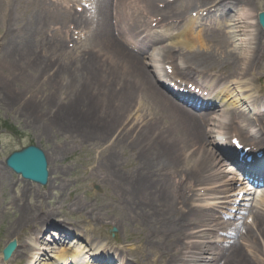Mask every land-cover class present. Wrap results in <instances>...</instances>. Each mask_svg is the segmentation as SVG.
Here are the masks:
<instances>
[{"label": "bare ground", "instance_id": "obj_1", "mask_svg": "<svg viewBox=\"0 0 264 264\" xmlns=\"http://www.w3.org/2000/svg\"><path fill=\"white\" fill-rule=\"evenodd\" d=\"M16 1L31 5L33 12L26 22L25 33L29 38L41 39L39 43L31 42L34 44L32 49H26L25 44L15 49L11 43L5 46L0 55V77L6 83L9 80L12 83L16 77V80L21 78L29 83H40L45 73L47 77L42 80V86L52 93L47 100L52 103L54 92L64 85L63 76L67 73L78 76L79 80L75 79L68 86L72 89L78 86L76 92L80 94L72 96L71 92L68 93L67 108L69 113L77 114L75 124L78 122L82 126L76 124V133L85 138L83 141L101 140L102 145L106 144L101 151H106V158L100 169L104 168L103 181L115 202L109 206L119 210L118 221H129L142 231L137 238L138 250L144 252L145 245L146 250L154 252V264H250L253 257L264 264V192L254 196L246 187L237 186L222 164L223 158L232 159L227 154L229 151L218 147L226 144L229 133L236 132L239 137L246 135L240 140L249 148L246 155L264 151V115H261L264 102L258 97L253 98L252 94L245 95L253 91L248 89L245 78L264 69V32L257 28L258 12L252 9L255 0H229L237 11L236 20L231 21L228 14L220 15L223 18L218 23L211 20L209 24L202 23L200 14L192 17V12L177 9L184 3L187 9H191L197 0H94L95 11L91 15L95 17L89 22L95 24L94 27L85 18L70 14L61 2L51 1L53 8L50 9L44 0ZM224 1L204 0L200 8L212 9L208 12L212 19L219 14L218 8ZM63 10L67 13L62 14ZM128 12L139 19L127 22L124 16ZM107 17L115 22L111 24ZM129 21L133 23L131 30ZM149 21L155 22L156 28H165L170 36L151 38L153 29ZM6 22L10 29V12ZM231 22L235 25L234 33L227 30ZM56 27L64 31L74 30L73 39L80 42L86 29L85 45L91 42L93 47H78L79 43H76L77 46L69 50L66 36L58 32L53 36ZM143 27L146 28L143 33L148 35L142 41L147 40L152 48L159 49L158 58L152 60L157 68L165 63L177 72L182 82L192 80L194 85L207 89L217 87L222 78L227 81V85L213 96L219 105H209L218 108L217 112L224 120L222 123L215 121V111L207 109L208 113L202 117L193 111L191 105L188 108L183 101H175L162 89L147 70L148 48H144L143 43L136 44L138 50L134 48L133 43L139 38L135 28L139 31ZM231 39L234 41L230 42ZM235 42L238 46L234 45ZM164 43L168 46L162 53L160 46ZM176 48L187 49L189 56L181 58ZM164 54L169 58H163ZM74 59L81 63L75 64ZM68 66L75 68V74L69 68L66 70ZM29 70L34 73L31 75ZM196 75L210 79V85L198 81ZM251 81L256 82L255 78ZM230 86L235 88L229 90ZM236 91H240L239 100L238 93L232 97ZM80 96L86 99L85 104L91 106L95 115L89 107L76 106L84 100L77 98ZM242 97L253 102L251 111L257 115L253 122L239 107L240 101L244 100ZM6 102L10 104V99ZM61 105H54L55 112L50 113L54 116L53 121L44 124L47 133L56 126L61 128V117L57 115V112L65 113ZM4 106L9 108L7 104ZM101 106L105 107L106 116L96 113ZM25 107L28 108V103ZM21 111L24 112L22 108ZM205 124L218 129L214 132L218 142L209 140L210 133L205 130ZM223 130L228 134L221 137L220 134L225 133ZM223 138L227 139L222 143ZM5 170L0 161V190L8 181ZM248 173L254 180L264 179ZM53 179L51 176L47 184L52 189L56 188ZM27 185L30 187L27 192L25 188L21 190L24 196H29L33 189V185ZM20 203L19 199L20 214L16 219L8 221V217L3 219L0 215V223L4 220L5 225L0 234H6L10 239L3 247L16 243L11 262L14 257L25 262L29 259L27 254L33 250L35 252L29 260L33 264H90L84 254L92 252L84 250L86 246L81 248L78 245L73 249L70 245L67 249V245L65 248L59 246L53 260L36 244L32 246L30 238L39 242L42 237H38L46 234L49 228L58 230L59 237L68 233L54 219V213L43 214L41 207H35L29 213V205ZM92 212L90 217H99L98 213L91 215ZM218 215L227 220L219 222ZM96 219L97 223H102ZM106 225L117 224L110 219ZM16 235L28 237L20 244L18 237L14 238ZM77 236L79 241L87 242L81 234ZM87 244L95 243L88 240ZM99 248L101 250L94 251H116L107 245ZM115 253L118 264H129L122 247ZM3 262L0 253V264Z\"/></svg>", "mask_w": 264, "mask_h": 264}, {"label": "rangeland", "instance_id": "obj_2", "mask_svg": "<svg viewBox=\"0 0 264 264\" xmlns=\"http://www.w3.org/2000/svg\"><path fill=\"white\" fill-rule=\"evenodd\" d=\"M44 1L48 7L50 5V9L53 8L50 4L51 0ZM67 1L69 2V5L67 7L68 9H66L70 14H75L78 17L81 16L83 19L85 18V21H88L87 23L90 22L92 17H95L94 15L90 16L87 9L76 11V8H84L83 3H79L77 0ZM74 3L79 5L71 7ZM202 4V0H197L195 5L200 6ZM199 6L197 8H199ZM197 8L187 9L184 3L182 4V8L177 9L185 10V13H190ZM203 9L204 8H199V10ZM252 9L257 10L258 13L264 12V0H255L254 3H252ZM42 11L46 13L45 10ZM108 11H111V9H108ZM8 12H10V15L12 16L10 29H8L9 25L6 22ZM32 12L33 9L31 5L23 2L16 0H0V55L2 49L9 43H11L12 48L14 49L16 46L21 48L23 44L27 45L26 49H32V45L34 44L31 42H33V40L38 43L40 42V37L39 39H34L33 37L29 38L25 33L24 28ZM63 12L67 13L63 10L62 14H64ZM195 13L193 12V14ZM230 15L231 21H235V12L230 13ZM107 19H109L112 24V18L107 17ZM89 24L92 25V27L95 26V24ZM56 28L57 29L53 33V36L57 32L66 36L69 50H73V48L77 46L76 43H79L78 47L88 46V49L93 47L91 42L89 45H85V39L88 37L86 29L83 30L82 42H80L78 39H73L74 30L64 31L63 29L59 30L58 27ZM257 28L261 32L258 26ZM228 29V31L232 33L235 32V26H233L232 22L230 23ZM75 35H77V32H75ZM26 38H28V40L24 41ZM92 38L93 37H91L89 41H91ZM233 41L234 39H231L230 42ZM234 45L238 46V43L235 42ZM163 47H165V45H163ZM33 51L37 52L38 50ZM178 52L181 58L187 55L189 56L187 49L180 48V51ZM150 53L151 51L149 54ZM77 54L78 52L76 51L75 55L77 56ZM74 61L75 64L81 63V61H77L75 59ZM145 63L149 66L150 60H146ZM68 68L71 73L75 74L73 72H76L75 68L68 66L66 68L67 71ZM148 70L152 73L151 68L148 67ZM263 70L264 69L262 68L255 74L258 78H260V81L258 80L256 82V87L260 86L261 90H264ZM29 73L32 75L34 70H29ZM46 77L47 75L44 73L42 79L40 78V83H29L27 80L25 81L21 78H19L21 81L16 80V77L14 81V78L11 80L13 81L12 83L9 82L10 80L7 81L8 84L4 82V78L0 77V161L4 162L5 158L11 152L20 150L22 147L28 145L38 146L48 156L50 175L54 178L52 180V184H54L56 188L52 189L49 186L40 187L30 183L33 185V189L29 196H24L21 193L22 188H25V191L27 192L30 187L26 182L20 181L16 175L10 173L8 170H5L8 174V181L5 182L3 190H0V215H2L3 219L8 217V221L16 219L20 214L18 211V201L20 199L21 205H29V213L36 208L41 207V212L43 214L47 212L52 214L54 213V219L61 224H63V222L66 223L74 230V232L81 234V236L87 240L96 241V243L100 244H106L108 247L112 246L116 251L122 247L129 264H136L135 262H138L139 264H154L153 261L156 260L154 252L146 250L145 245L144 252H140L138 250L139 242L137 238L140 235L139 233L142 232L139 231L140 228L129 221H118L120 219L118 213L119 210L117 207H110V204L115 202L111 200V196L109 194L110 190L106 188V182L103 181L102 173H104V168L100 169L101 164L104 165V159L106 158V151L101 152L102 149L106 148V144L102 145L101 140L83 141L85 138L76 133L78 125H82L78 124V122L76 123L78 125L75 124L77 117L76 113H69V108H67V97H69V92L72 93V96L80 94L76 92L79 88L78 86L73 89L68 86L69 83L75 82V79L79 80L78 76H73L68 73L63 76L62 81L64 85L62 88H58V90L54 92V95L52 96V103L47 102V100H50V95L52 93L47 90L46 86H42V80H45ZM233 95H235V93ZM10 96L13 97L9 98ZM261 97H264V95ZM77 98L84 100L79 101L76 106L80 108L89 107L88 109H90V112L92 113L91 106L85 104L87 103L86 99L81 96ZM7 99H10V104L6 102ZM27 103L28 108L25 107V104ZM5 104H7L9 108L4 106ZM55 104H62L61 107L65 111L62 115L60 112H57V115L61 117V128L58 129L55 125L56 127L52 128L51 131L47 133L48 129L44 126V124H48L50 120L53 119L54 116L52 117L50 113L55 112ZM246 106L248 107L247 104ZM21 108L24 112L21 111ZM96 113L99 115L104 114V116H106L105 107L101 106L98 108V112ZM92 114L95 115V113ZM249 117L251 119L255 118V116ZM91 211H93L91 215L98 213L99 217H95L100 219L102 223L99 224L97 223L96 218L90 217ZM218 217L219 222L226 221L223 216L218 215ZM110 219L112 221H116L117 225L107 226L106 222H109ZM3 227H5L4 220L0 223V231ZM112 229L116 230V232L113 233V236L111 235ZM16 237H18V241L21 244L24 240H27L28 236L16 235L14 238ZM8 239L9 238H7L6 234H0V253L3 249L4 242ZM69 240L70 238L66 240L64 245H66ZM144 243L145 241L143 244ZM75 246L77 247L78 245L74 244V247ZM107 258L108 260L110 259V263L108 264H117L113 263V260L115 259L113 255H109ZM12 260V262L9 261L10 264L21 263V261H19L16 257ZM98 262H100V260ZM249 262L250 264H262L261 261L255 259L250 260ZM104 264L106 263L104 262Z\"/></svg>", "mask_w": 264, "mask_h": 264}, {"label": "water", "instance_id": "obj_3", "mask_svg": "<svg viewBox=\"0 0 264 264\" xmlns=\"http://www.w3.org/2000/svg\"><path fill=\"white\" fill-rule=\"evenodd\" d=\"M258 19L264 29V13L259 14ZM6 165L26 180L42 185L47 183V160L44 153L37 147L30 146L22 149L20 152L13 153L6 160ZM15 247L16 243H10L4 248L2 252L4 261L9 258Z\"/></svg>", "mask_w": 264, "mask_h": 264}]
</instances>
